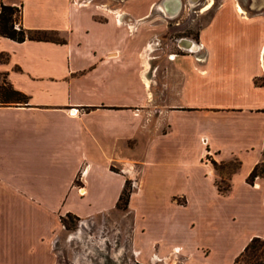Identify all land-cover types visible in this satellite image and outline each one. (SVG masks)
<instances>
[{"label": "crops", "instance_id": "obj_1", "mask_svg": "<svg viewBox=\"0 0 264 264\" xmlns=\"http://www.w3.org/2000/svg\"><path fill=\"white\" fill-rule=\"evenodd\" d=\"M177 1L21 0L19 25L59 38L0 34V76L22 96L0 99V264H61L78 228L89 254V229L116 209L125 179L140 261L234 264L264 236V177L246 181L264 145V87L252 81L254 53L264 73V12L253 19L231 0L260 26L247 49L232 46L245 31L213 18L174 34L165 20ZM230 157L239 164L222 193L211 159Z\"/></svg>", "mask_w": 264, "mask_h": 264}, {"label": "rangeland", "instance_id": "obj_2", "mask_svg": "<svg viewBox=\"0 0 264 264\" xmlns=\"http://www.w3.org/2000/svg\"><path fill=\"white\" fill-rule=\"evenodd\" d=\"M6 3L14 5L11 17L13 22L18 23L20 1L21 0H2ZM208 0H198V4L194 7H190L188 0H181L182 8L178 15L171 19L165 20L169 30L176 35L193 34L197 33L198 29L209 22L212 18L215 19L214 25L218 30H235L245 31V36L238 37L232 43V46L245 47L251 49L257 38L251 37V35H257L260 28L256 23L246 21V18L240 17L233 12L231 6V0H213V4L205 11L201 10V5ZM242 7L246 11V16L260 17L264 12V0H238ZM186 3L188 4L186 6ZM225 4V5H224ZM223 5V6H222ZM222 6V7H221ZM19 25V24H18ZM42 37L59 38V34L53 32H40L36 33ZM183 37V36H182ZM258 38V45L260 42ZM257 45V46H258ZM256 53L253 54L254 73H253V85L264 87V73H262L256 62ZM250 51L247 54V62L250 63ZM22 98L20 94L10 92V85L7 81L0 76V99H19ZM236 164V161L230 157L218 162L214 168V178H223L220 184L228 182V175L230 170ZM129 180V179H128ZM128 186L132 187V183L129 180ZM126 208H119L112 210L105 217H98V220L94 222L93 227L89 229L92 234V242L88 244L92 250L89 254H84V244L79 240L84 230L79 228L76 230L75 235L77 238H72L69 241L62 240V252H61V264H179V260L170 259L168 263L146 262L140 261L133 256L129 248V240L124 229L125 222L128 220V216L124 213ZM236 213V212H235ZM236 216V214H234ZM62 222L64 226L70 230L77 219L71 215L62 216ZM82 251V253H80ZM236 257V256H235ZM233 259L234 264H264V236H258L253 241L251 246L245 251L238 260ZM227 264H230L227 262Z\"/></svg>", "mask_w": 264, "mask_h": 264}, {"label": "trees", "instance_id": "obj_3", "mask_svg": "<svg viewBox=\"0 0 264 264\" xmlns=\"http://www.w3.org/2000/svg\"><path fill=\"white\" fill-rule=\"evenodd\" d=\"M21 3V1H20ZM14 5L10 3H6L5 1L0 0V34L8 36L10 38H13L15 40H22L24 38H42V36L37 35L36 33L44 32L37 29H29L24 28L19 25L18 28L13 27V19L11 17V14L14 9ZM10 92L15 94H20V92L10 86ZM21 95V94H20ZM20 99V98H19ZM16 99V100H19ZM236 161V164L233 166V168L230 170L229 174L234 171L239 164V161L236 158H233ZM212 165L215 168L216 164L222 161H215L212 160ZM258 175L264 177V145L261 150L260 158L253 164L250 171L246 175V181L252 182L253 178ZM223 180V178H214V182L216 184V187L218 191L225 193L228 191L230 187L229 181L225 184H220V182ZM128 179H125L123 187L119 193L118 199L116 201V207L119 208H125L127 205V198L128 194L131 190V187L128 186ZM258 236H252L246 244L243 246V248L240 250V252L236 255L235 260H238L241 255L247 251V249L251 246L254 240H256Z\"/></svg>", "mask_w": 264, "mask_h": 264}, {"label": "bare ground", "instance_id": "obj_4", "mask_svg": "<svg viewBox=\"0 0 264 264\" xmlns=\"http://www.w3.org/2000/svg\"><path fill=\"white\" fill-rule=\"evenodd\" d=\"M175 1V0H174ZM177 1V0H176ZM198 0H188V4H190L191 3V5H194V3L195 2H197ZM171 2V1H170ZM178 2V1H177ZM212 0H210L209 2H208V4H206L203 8H202V10H205V9H207V8H209L211 5H212ZM240 9H241V7H240ZM242 10V9H241ZM201 11V10H200ZM202 12V11H201ZM185 41V43H187V41L189 42V43H187V45H190L191 44V42H192V44L194 43L193 42V40H187V39H185L184 40ZM195 44V43H194ZM261 61H262V64H263V67H264V54L261 56Z\"/></svg>", "mask_w": 264, "mask_h": 264}, {"label": "water", "instance_id": "obj_5", "mask_svg": "<svg viewBox=\"0 0 264 264\" xmlns=\"http://www.w3.org/2000/svg\"><path fill=\"white\" fill-rule=\"evenodd\" d=\"M184 39L190 40V39H188V38H185V37H182V36H181V37L178 38V41H177L178 44H179V45H182V46H184V47H189V46H191V45H187V43H185V42L183 41Z\"/></svg>", "mask_w": 264, "mask_h": 264}, {"label": "built area", "instance_id": "obj_6", "mask_svg": "<svg viewBox=\"0 0 264 264\" xmlns=\"http://www.w3.org/2000/svg\"><path fill=\"white\" fill-rule=\"evenodd\" d=\"M13 27L14 28H18L19 27V25H18V23L17 22H13ZM179 45V44H178ZM182 46V45H181ZM182 47H184V46H182ZM70 110H74V108L73 107H70ZM131 183H132V181H131Z\"/></svg>", "mask_w": 264, "mask_h": 264}, {"label": "flooded vegetation", "instance_id": "obj_7", "mask_svg": "<svg viewBox=\"0 0 264 264\" xmlns=\"http://www.w3.org/2000/svg\"><path fill=\"white\" fill-rule=\"evenodd\" d=\"M184 40H185V39H184ZM184 40H183V41H184ZM184 42H185V41H184Z\"/></svg>", "mask_w": 264, "mask_h": 264}]
</instances>
